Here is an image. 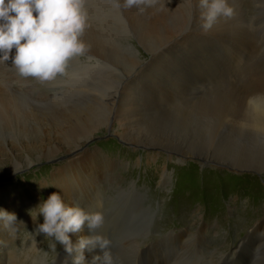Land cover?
<instances>
[{"label":"rangeland","instance_id":"rangeland-1","mask_svg":"<svg viewBox=\"0 0 264 264\" xmlns=\"http://www.w3.org/2000/svg\"><path fill=\"white\" fill-rule=\"evenodd\" d=\"M227 3L232 15L206 29L201 0L130 8L124 0H85L87 48L65 75L41 82L0 63V209L29 203L5 228L31 218V228L0 243L8 245L0 264H73L63 245L53 251V238L33 233L43 217L34 221L29 210L53 192L68 201L86 196L89 213L103 214L94 237L110 244L98 246V264L104 251L112 264H264V233L251 234L264 225V0ZM133 99L145 115L129 143L111 129L126 132L116 119ZM74 144L79 150L71 151ZM39 146L52 157L38 160ZM86 149L94 159L83 160L82 178L65 187L55 176L65 153ZM109 173L118 189L112 180L91 204L96 181ZM167 232L180 240L142 245ZM243 239L248 248L223 262Z\"/></svg>","mask_w":264,"mask_h":264},{"label":"clouds","instance_id":"clouds-1","mask_svg":"<svg viewBox=\"0 0 264 264\" xmlns=\"http://www.w3.org/2000/svg\"><path fill=\"white\" fill-rule=\"evenodd\" d=\"M141 3L142 0H124V7ZM201 6L207 8L206 29L218 16H231L233 11L227 0H201ZM87 27L85 0H0V63L11 61L21 77L52 81L65 75L70 60L86 51L87 45L81 37ZM13 172L17 174L14 166ZM44 187L51 186H40ZM29 214L34 221L43 217V223H37L33 233L53 238L56 243H51L50 249L55 251L58 243L69 254L73 246L69 233L80 232L86 222L91 231L104 221L99 211L89 213L65 203L60 192L51 193L30 209ZM4 218L17 220L15 213L0 209V219ZM89 244L105 250L110 241L100 235L80 237L75 245L83 253V259ZM103 256L104 264H112L108 253L104 251ZM73 264H80V258H75Z\"/></svg>","mask_w":264,"mask_h":264},{"label":"bare ground","instance_id":"bare-ground-1","mask_svg":"<svg viewBox=\"0 0 264 264\" xmlns=\"http://www.w3.org/2000/svg\"><path fill=\"white\" fill-rule=\"evenodd\" d=\"M204 14V13H203ZM261 14V13H260ZM239 16V15H238ZM133 17V16H132ZM202 24V23H201ZM260 28V27H259ZM255 29V28H254ZM221 31V30H220ZM238 33V32H237ZM260 33V32H259ZM242 34V33H241ZM239 37V36H238ZM207 38V37H206ZM221 38V37H220ZM226 38V37H225ZM257 38V37H256ZM227 39V38H226ZM239 40V39H238ZM241 40V39H240ZM245 40V39H244ZM187 41V40H186ZM224 41V40H223ZM237 41V40H236ZM238 42V41H237ZM242 43V42H241ZM246 43H248V42H246ZM246 43H244V46L246 45ZM251 43V42H250ZM223 45L225 44V43H222ZM169 45V44H168ZM237 45H238V43H237ZM242 46V45H241ZM258 45H256L255 47L256 48H258L257 47ZM243 47V46H242ZM242 47H239V49L240 48H242ZM250 47V46H249ZM248 47V48H249ZM252 47V46H251ZM238 48V47H237ZM242 49H244V48H242ZM252 50H253V47H252ZM238 51V50H237ZM236 51V52H237ZM222 52V51H221ZM251 54V53H250ZM242 55V54H241ZM196 59V58H195ZM144 62V61H143ZM251 62V61H250ZM146 63H147V61H146ZM205 64H206V60H205ZM217 66V65H216ZM260 67V66H259ZM264 69V68H263ZM247 73V72H246ZM241 79V78H240ZM264 81V80H263ZM263 81H262V83H263ZM212 82V81H211ZM260 82V81H259ZM245 83V82H244ZM210 84V83H209ZM264 84V83H263ZM225 86V85H224ZM263 86V85H262ZM209 87V86H208ZM207 87V88H208ZM258 87V86H257ZM256 87V88H257ZM261 87V86H260ZM253 88V87H252ZM257 89H259V88H257ZM256 89V90H257ZM251 90V89H250ZM250 90H247L246 92H248V91H250ZM246 92H244L245 94H246ZM251 92V91H250ZM259 92V91H258ZM241 93V92H240ZM244 94V95H245ZM248 94V96H249V94L250 93H247ZM246 94V95H247ZM263 94V93H262ZM257 95V94H256ZM248 96H244V98L245 97H247V99H248ZM251 96V95H250ZM249 96V97H250ZM260 96V95H259ZM263 97H264V95H262ZM239 97V96H238ZM243 98V99H244ZM251 98V97H250ZM252 98H254V97H252ZM260 98V97H259ZM236 99V98H235ZM245 100V102L247 103L248 102V100ZM261 100V99H260ZM259 100V101H260ZM238 101V100H237ZM250 101V100H249ZM254 101V100H253ZM261 102V101H260ZM147 104V103H146ZM254 106H256V105H254ZM260 106V105H259ZM259 106H256V107H259ZM261 106H262V102H261ZM264 107V106H263ZM146 110V109H145ZM241 110V109H240ZM261 110H263V109H261ZM245 112V111H244ZM261 112V111H260ZM263 113V112H262ZM144 115H145V112H144V109H143V107L142 106H138L137 105V103H136V99H133V101H128L127 103H126V105L124 106V108H123V110H122V112L119 114V116L117 117V122L119 123V125H121L122 127H121V129H123V131H126V132H121V130H116V129H111L112 131H114V133H116V135L118 136V138H120V140H123V141H125V140H127L129 143L131 142H133V139H132V137H131V135H130V132L132 131V128H133V126H134V124H137V123H139L140 122V120L144 117ZM260 116V115H259ZM256 118H258V117H256ZM255 120V119H254ZM260 121V120H259ZM263 121V120H262ZM227 122V121H226ZM253 122V121H252ZM264 122V121H263ZM263 122H261V124L262 125H264V123ZM117 123V124H118ZM252 126V125H251ZM263 127V126H262ZM115 128V127H114ZM264 128V127H263ZM118 129V128H117ZM243 129V128H242ZM84 139V138H83ZM85 142V141H84ZM89 142V140L87 139L86 140V142L85 143H88ZM81 146V145H80ZM141 146V145H140ZM74 147L75 148H70L71 149V151H74V149L75 150H77L78 148H80L79 146H76L75 144H74ZM39 150V151H38ZM45 150L46 151H48L47 149H45V147H43V146H39L37 149H35V151H38V152H36L37 153V159L39 160V159H43V158H45V155H47V157L48 158H51L52 157V155H53V149L50 151L49 150V152L48 153H45ZM79 150V149H78ZM54 151H55V149H54ZM82 152L79 154V155H75V153H71L70 151H68L67 153H65V164L63 165V167L61 168V169H57L56 170V175L55 176H57V175H61L62 177H61V183H63L64 184V186L65 187H68V186H70V185H73V184H77V182H78V180L79 179H81L82 178V176H83V174H82V172H81V169H82V167H84V162H83V160H92V159H94V155L91 153V154H89L88 153V149H86V150H81ZM57 152H60L59 150L57 151ZM56 152V153H57ZM86 154H88V157H87V155ZM159 154V153H158ZM154 155V154H153ZM167 157H170L169 156V154L167 155ZM83 158H85V159H83ZM38 160H37V162H38ZM206 161V160H205ZM115 166V165H114ZM127 166V165H126ZM125 167V166H124ZM123 167V169H125L126 170V168H124ZM122 169V170H123ZM86 174V173H85ZM84 174V175H85ZM109 176V177H108ZM105 178V177H104ZM104 178L103 179H100V180H97L96 181V183H97V185L95 186V188H94V191L93 190H91L90 192H92L91 194H90V196H93V198H92V202H91V204L92 203H96V201H98V197L99 196H97V195H100V194H102L103 193V190H105V192L107 191V189H111V187L110 188H105L104 186L106 185V184H108V183H110L112 180H113V182H114V184H113V187H115L116 189L115 190H117L118 189V182L116 181V180H114L113 178H115L114 177V175L112 174V173H109L107 176H106V178H105V180H104ZM118 179V178H117ZM56 183H57V185H58V183L60 182V178L59 179H55L54 180ZM52 183V182H51ZM129 183V186H130V188L132 187V188H134L135 186L133 185V183H131V182H128ZM55 185V184H54ZM43 186H49V183H46V184H44ZM110 186V185H109ZM112 186V185H111ZM57 187V186H56ZM111 191V190H110ZM81 198H83L82 200L80 199V198H77V197H71L70 199H69V201H68V199L67 198H65V197H63V199H64V201H65V203H67V204H69V205H77V206H79V207H81V208H83L86 212H89V206H88V204H87V202L85 201V199H86V196L85 197H81ZM26 205H29V203H27L26 201H21V202H19V201H11V202H9V203H6V205L3 207V208H1V209H4V210H7L8 212H11V213H15L16 214V216L17 215H21V214H23L24 212H25V210L24 209H22V208H25L26 207ZM96 205H99V203H96ZM31 208V207H30ZM34 208V206L32 207V209ZM31 218H26L23 222H22V224H20L18 227L16 226H7L6 228H5V225L8 223V222H11L12 220H8L7 218H4V219H0V228H1V231H0V243L1 242H3V243H5V240H6V238H8V239H12L15 235H16V233H17V231L19 230V229H21V228H31V220H30ZM200 227L201 226H199V228H198V230L200 229ZM206 227V226H205ZM23 229V230H25L26 231V229ZM198 230H197V232H198ZM201 230V229H200ZM251 231H252V235H253V239H254V237L256 236L257 237V235H260V233H264V225H263V222H259V223H256L253 227H252V229H251ZM250 232V231H249ZM25 233V232H24ZM158 233V232H157ZM189 233V232H188ZM2 234V235H1ZM161 234V233H160ZM69 235H70V238H71V241H72V244H73V246H72V252H71V255H73V256H75L76 258H80V264H98V261H100L99 259H100V257L98 258V259H96V260H94V261H92L93 260V258L95 257V256H101V252H100V250L98 251L97 249H98V245L96 246L95 244H92V245H89V248H86L85 250H84V259H83V253L81 252V250L79 249V247L77 246V245H75V244H77L78 243V241H79V238L80 237H90V236H92V237H94V231L93 230H89V228L87 227V222L85 223V225H84V227L82 228V230L80 231V232H78V233H69ZM164 235H167L168 237L167 238H163L164 237ZM183 235H187V232H185ZM250 235V234H249ZM249 235H247V236H245L244 237V239L245 238H248L249 237ZM251 235V236H252ZM172 236H175V234L174 233H172V232H167L166 234H163V235H158V239L157 240H153L152 241V243L151 244H146L145 242L144 243H142V245H148L149 247L151 246H153V245H155V244H157V243H161V242H163V241H165V242H169V241H173V242H177V241H179L180 239L178 238V237H175V238H173L172 239ZM199 236H201V235H199ZM260 237V236H259ZM148 238V237H147ZM243 239V241L241 242V243H239L238 245H236V247L233 249V250H230L226 255L224 254V257H223V259H222V261L223 262H233L234 261V258L235 257H237L239 254H240V252H242V250L244 249V248H248V247H244V245L246 244L245 242V240ZM260 242H262V240H259V241H257V243H260ZM256 243V240L254 241L253 240V242H252V244H250V247L253 245V244H255ZM139 244H137L136 246H135V253H136V251H137V246H138ZM256 245V244H255ZM263 245H264V243H263ZM7 246L8 245H5L3 248H1L0 250L1 251H4V252H2V253H0V256H3L4 254L3 253H5V247H6V249H7ZM63 247V250L65 251V249H64V246H62ZM93 247H95L94 249H91V248H93ZM156 247V246H155ZM157 248V247H156ZM156 248H153V249H156ZM89 249H91V250H89ZM102 250V249H101ZM251 250V249H250ZM249 250V251H250ZM259 250V249H258ZM257 250V251H258ZM139 251V250H138ZM156 251V250H155ZM65 253H66V251H65ZM144 253V252H143ZM262 256H261V258H260V260H261V262L262 261H264V258H262L263 256H264V249H263V251H262ZM79 256V257H78ZM71 257V256H70ZM104 257V256H103ZM68 258V257H67ZM87 258V259H86ZM88 258H91L92 260H90V261H92V262H90V263H88ZM57 260V259H56ZM58 260H59V258H58ZM63 260V259H62ZM150 260V259H149ZM152 260V259H151ZM45 261V260H44ZM43 261V262H44ZM72 262L74 261L73 259L71 260ZM71 263V262H70ZM100 263V262H99ZM103 264H104V262H103ZM251 264V263H250ZM257 264V263H256Z\"/></svg>","mask_w":264,"mask_h":264}]
</instances>
